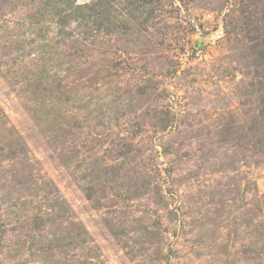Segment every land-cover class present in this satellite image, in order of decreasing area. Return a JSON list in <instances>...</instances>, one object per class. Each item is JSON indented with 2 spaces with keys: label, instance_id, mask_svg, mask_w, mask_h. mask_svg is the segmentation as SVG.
Segmentation results:
<instances>
[{
  "label": "rangeland",
  "instance_id": "obj_1",
  "mask_svg": "<svg viewBox=\"0 0 264 264\" xmlns=\"http://www.w3.org/2000/svg\"><path fill=\"white\" fill-rule=\"evenodd\" d=\"M0 264H264V0H0Z\"/></svg>",
  "mask_w": 264,
  "mask_h": 264
}]
</instances>
